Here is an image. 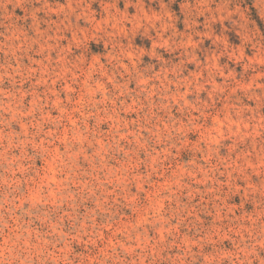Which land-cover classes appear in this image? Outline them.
Segmentation results:
<instances>
[{"label":"clouds","instance_id":"obj_1","mask_svg":"<svg viewBox=\"0 0 264 264\" xmlns=\"http://www.w3.org/2000/svg\"><path fill=\"white\" fill-rule=\"evenodd\" d=\"M0 264H264V0H0Z\"/></svg>","mask_w":264,"mask_h":264}]
</instances>
